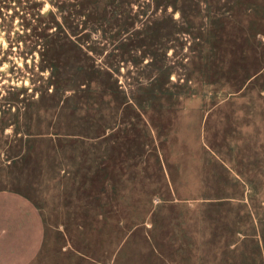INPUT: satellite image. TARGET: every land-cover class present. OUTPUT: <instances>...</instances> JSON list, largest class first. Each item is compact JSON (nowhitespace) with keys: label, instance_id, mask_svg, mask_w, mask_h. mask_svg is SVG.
<instances>
[{"label":"rangeland","instance_id":"1","mask_svg":"<svg viewBox=\"0 0 264 264\" xmlns=\"http://www.w3.org/2000/svg\"><path fill=\"white\" fill-rule=\"evenodd\" d=\"M0 191L35 264H264V0H0Z\"/></svg>","mask_w":264,"mask_h":264},{"label":"crops","instance_id":"2","mask_svg":"<svg viewBox=\"0 0 264 264\" xmlns=\"http://www.w3.org/2000/svg\"><path fill=\"white\" fill-rule=\"evenodd\" d=\"M43 231L40 215L24 198L0 191V264H35Z\"/></svg>","mask_w":264,"mask_h":264},{"label":"trees","instance_id":"3","mask_svg":"<svg viewBox=\"0 0 264 264\" xmlns=\"http://www.w3.org/2000/svg\"><path fill=\"white\" fill-rule=\"evenodd\" d=\"M93 74H95V72H93ZM97 75L99 76V73H97ZM80 78V77H79ZM83 78H84V83H88V86H90L91 85V80H93L92 78H91V75H89V76H87V75H84L83 76ZM54 83H55V85H56V88L58 89V87H60V86H64V84L65 83H67V82H64V81H54Z\"/></svg>","mask_w":264,"mask_h":264}]
</instances>
